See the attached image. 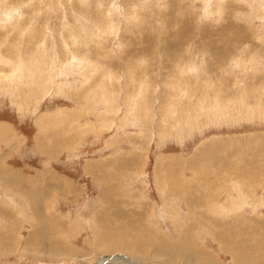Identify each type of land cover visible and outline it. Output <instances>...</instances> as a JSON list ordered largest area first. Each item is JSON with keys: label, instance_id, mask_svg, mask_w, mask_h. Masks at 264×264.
<instances>
[{"label": "rangeland", "instance_id": "obj_1", "mask_svg": "<svg viewBox=\"0 0 264 264\" xmlns=\"http://www.w3.org/2000/svg\"><path fill=\"white\" fill-rule=\"evenodd\" d=\"M0 127V264H264V0H0Z\"/></svg>", "mask_w": 264, "mask_h": 264}, {"label": "bare ground", "instance_id": "obj_2", "mask_svg": "<svg viewBox=\"0 0 264 264\" xmlns=\"http://www.w3.org/2000/svg\"><path fill=\"white\" fill-rule=\"evenodd\" d=\"M5 127V126H4ZM4 127H0V134L1 133H5V131L3 132V130L5 129ZM7 127V126H6ZM5 130H9V129H5ZM112 188V187H111ZM0 195H2L1 194V190H0ZM139 244H141V243H139ZM150 244V243H149ZM153 244V243H152ZM157 244V243H156ZM142 250V249H141ZM83 254V253H82ZM106 256V255H105ZM109 258V260H108V262H110V261H116V262H118V263H120V264H143V263H141L140 261H138V260H134V259H131V258H129V257H127V256H125V255H122V254H115V256H109V257H106V258H104L103 259V261L104 260H106V259H108Z\"/></svg>", "mask_w": 264, "mask_h": 264}, {"label": "crops", "instance_id": "obj_3", "mask_svg": "<svg viewBox=\"0 0 264 264\" xmlns=\"http://www.w3.org/2000/svg\"><path fill=\"white\" fill-rule=\"evenodd\" d=\"M13 141H17V140H13ZM20 141H22V139ZM20 141H17V142H20ZM8 158H9V156H8ZM3 160H4V163L6 164L5 157H1V154H0V170H1L0 171V182L2 181V183L8 184L9 181H10V175L15 176L17 171H16V169L14 171L13 170H9V169H4V167H3ZM1 172L3 173L2 175H1ZM19 172H21V171H19ZM0 190H2V189L0 188ZM1 194H2V191H1Z\"/></svg>", "mask_w": 264, "mask_h": 264}]
</instances>
